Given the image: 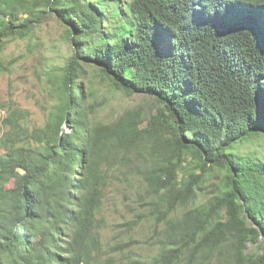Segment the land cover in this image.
<instances>
[{"label": "trees", "instance_id": "16d2710c", "mask_svg": "<svg viewBox=\"0 0 264 264\" xmlns=\"http://www.w3.org/2000/svg\"><path fill=\"white\" fill-rule=\"evenodd\" d=\"M43 3L0 0V53L50 12L73 44L46 123L29 128L20 110L4 119L0 182L13 183L0 184V264H119L102 260L99 210L112 169L134 155L163 229L155 257L126 264H264V156L241 150L264 137V0ZM87 66L155 99L145 127L138 111L89 121L78 84ZM213 173L210 197L191 206Z\"/></svg>", "mask_w": 264, "mask_h": 264}, {"label": "rangeland", "instance_id": "374dc122", "mask_svg": "<svg viewBox=\"0 0 264 264\" xmlns=\"http://www.w3.org/2000/svg\"><path fill=\"white\" fill-rule=\"evenodd\" d=\"M28 1L39 9L47 8L43 0ZM22 8L17 5V9ZM72 55L73 44L68 29L54 12L43 18L29 36L7 40L0 53V139L8 129L4 119L15 110L25 113L22 122L29 128L46 123L63 95L59 77ZM78 81L87 93V97L79 94V100L91 123H111L127 111H138L143 116L140 125L145 127L150 116L157 112L158 106L152 96L118 89L93 66H87ZM64 128L71 130L69 125ZM241 148L264 156V137ZM4 152L0 141V153ZM129 161L112 169L99 210V216L104 220L100 232L104 246L102 260L118 261L119 264H126L130 259L149 261L155 257L160 250L157 242L163 229L162 224L156 226L150 213L141 173L143 158L134 155ZM217 181L216 174L210 175L206 182L208 191L199 193L191 206L208 199L212 193L211 185ZM12 183L0 182L5 187ZM184 210L185 207L177 209L173 216H181ZM139 216L143 219L130 230L127 222ZM120 243H130L132 247L124 253L112 251ZM246 251L256 253L258 250L255 244L249 243ZM4 261L10 264L6 255Z\"/></svg>", "mask_w": 264, "mask_h": 264}]
</instances>
